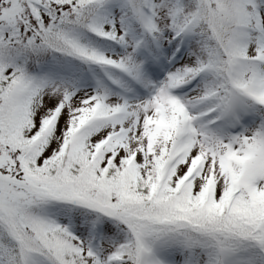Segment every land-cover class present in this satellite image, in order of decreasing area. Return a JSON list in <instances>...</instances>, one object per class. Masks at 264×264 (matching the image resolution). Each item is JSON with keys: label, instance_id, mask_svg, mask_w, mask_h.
<instances>
[{"label": "snow or ice", "instance_id": "6c2138e0", "mask_svg": "<svg viewBox=\"0 0 264 264\" xmlns=\"http://www.w3.org/2000/svg\"><path fill=\"white\" fill-rule=\"evenodd\" d=\"M0 264H264V0H0Z\"/></svg>", "mask_w": 264, "mask_h": 264}]
</instances>
